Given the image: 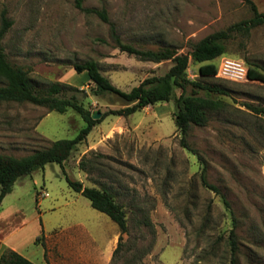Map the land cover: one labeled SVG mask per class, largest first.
I'll list each match as a JSON object with an SVG mask.
<instances>
[{"label":"rangeland","instance_id":"obj_1","mask_svg":"<svg viewBox=\"0 0 264 264\" xmlns=\"http://www.w3.org/2000/svg\"><path fill=\"white\" fill-rule=\"evenodd\" d=\"M251 1L264 12V0ZM80 3L82 8L104 10L123 43L143 50L173 47L179 53H188L204 37L252 17L244 0ZM77 4V0H0V25L3 11L12 22L1 45L10 64L28 71L37 91L52 83L70 86L60 96H75L91 112H100L101 118L126 104L112 94H94V85L72 64L96 61L101 73L127 92L146 78L164 75L171 62L141 61L121 52L109 24ZM225 48L226 53L214 60L215 79L201 77L200 64L189 61L190 80L225 90L211 94L222 106L208 112L207 125L191 127L190 150L180 145L173 101L147 106L128 117L107 115L63 166L48 164L15 186L3 207L20 198L21 212L1 213L2 236L23 254L35 257L41 250L35 240L43 223L49 234L64 228L67 220L83 216L87 224L100 225L110 239L117 225L69 188L65 172L86 187L107 189L124 206L130 234L123 240L132 250L112 257L110 264H125L137 248L151 241L144 218L154 226L155 243L140 264H229L232 216L240 264H264V115L252 109L264 108V82L234 81L218 72L224 58L254 66L264 75V24L245 34L235 33ZM4 85L0 81V87ZM180 93L175 90L176 96ZM83 127L84 121L72 109L58 113L30 103L3 102L0 154L24 157L50 142L73 140ZM201 161L207 181L220 194L202 186Z\"/></svg>","mask_w":264,"mask_h":264},{"label":"trees","instance_id":"obj_2","mask_svg":"<svg viewBox=\"0 0 264 264\" xmlns=\"http://www.w3.org/2000/svg\"><path fill=\"white\" fill-rule=\"evenodd\" d=\"M78 1V8L87 14H96L110 26V33L116 43V47L128 55L134 56L141 61L161 63L170 61L171 67L161 76H152L144 79L138 86L130 91H122L114 86L111 81L104 76L94 60H88L83 64H72L78 74H83L85 78L94 85V94H112L123 101L126 106L117 110H110L103 114L98 120H93L92 112L85 108L75 97H61L64 87L67 85L52 83L46 90L37 91L29 76L28 71L21 67L10 64L3 52L1 42L12 22L6 17L3 11L0 25V81L5 83L0 87V103L17 102L30 103L36 106L47 108L50 112L65 113L68 109L74 110L84 121L83 127L73 140H57L50 142L48 147L35 151L24 157H14L0 154V207L6 195L12 191L15 182L33 172L43 169L48 164H59L63 166L68 160L77 145L86 140L93 127L100 124L107 115L128 117L147 106L157 103L173 101L175 106L174 123L181 135V147L190 150L187 138L192 126L204 127L208 123V112L220 109L222 102L211 97L212 93L225 94V90L213 83L205 84L197 80H190L187 77L189 61L200 64L198 73L203 78L215 79L217 65L214 60L226 53L225 42L231 39L235 33H248L251 29L264 24V12H260L251 0H244L252 12V17L229 26L226 30L212 33L197 43L193 44L188 53H179L176 48L165 47L157 50L139 49L131 44H125L116 33V29L109 22L104 10L82 8L81 0ZM247 78L251 81L264 82V75L254 66L247 67ZM191 88L190 93L187 92ZM76 89V88H75ZM180 89L179 96L175 95V90ZM198 91H203L204 95H198ZM254 112L264 115V108L253 107ZM202 169L200 179L202 186L220 194L219 189L209 184L207 181V168L201 161ZM66 182L70 189L90 201V205L96 211L108 216L119 230L117 246L113 252L115 259L120 254L129 253L132 249L127 240H123V235H129L127 213L124 206L116 202L111 192L104 188L86 187L81 181L71 180L64 172ZM226 207L228 202L223 200ZM233 227L228 234V245L230 250L229 264H240L239 243L235 232L236 219L232 216ZM143 226L148 229L151 241L146 246L139 247L131 255L125 264H140L142 259L148 255L155 243V230L150 219L144 218ZM41 239V238H40ZM39 241V238L36 242ZM0 264H34L22 255L11 249H5L0 255Z\"/></svg>","mask_w":264,"mask_h":264},{"label":"crops","instance_id":"obj_3","mask_svg":"<svg viewBox=\"0 0 264 264\" xmlns=\"http://www.w3.org/2000/svg\"><path fill=\"white\" fill-rule=\"evenodd\" d=\"M23 183L24 177L18 179L12 191L4 197L0 215L3 212H10L11 216H15L21 212L20 198L7 208L3 207V203L14 192L15 186ZM83 219V216L71 218L67 220L64 228L49 234H46L47 229L43 223L41 235L36 238V240L39 238V242L35 240L41 250L33 254L35 257L23 254L19 250L20 247L12 245L7 236H2L0 232V255L5 249H11L34 264H110L120 235L118 227L113 230L110 239L106 240L100 225L91 223L89 225Z\"/></svg>","mask_w":264,"mask_h":264},{"label":"built area","instance_id":"obj_4","mask_svg":"<svg viewBox=\"0 0 264 264\" xmlns=\"http://www.w3.org/2000/svg\"><path fill=\"white\" fill-rule=\"evenodd\" d=\"M218 70L221 77L225 79L234 81L247 79V67L229 59L223 58L219 64ZM42 196L46 197L47 193H43Z\"/></svg>","mask_w":264,"mask_h":264},{"label":"water","instance_id":"obj_5","mask_svg":"<svg viewBox=\"0 0 264 264\" xmlns=\"http://www.w3.org/2000/svg\"><path fill=\"white\" fill-rule=\"evenodd\" d=\"M100 116H101V114L98 111L92 112V115H91L93 120H98L100 118Z\"/></svg>","mask_w":264,"mask_h":264}]
</instances>
